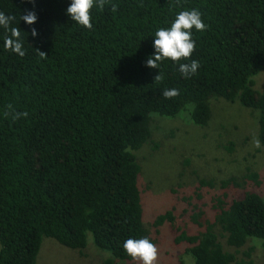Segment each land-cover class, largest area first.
Segmentation results:
<instances>
[{
	"label": "trees",
	"instance_id": "1",
	"mask_svg": "<svg viewBox=\"0 0 264 264\" xmlns=\"http://www.w3.org/2000/svg\"><path fill=\"white\" fill-rule=\"evenodd\" d=\"M71 2L0 0V11L16 17L12 26L21 29L26 52L20 57L5 49L10 33L0 27V264H35L44 236L81 250L87 232L110 253L107 264L133 261L124 241L149 234L134 150L151 140L152 112L173 117L188 109L193 123L205 125L211 98L237 99L258 110L264 146V84L253 87L264 71V0H107L103 10L93 7L92 29L67 14ZM112 5H118L115 13ZM191 9L208 25L202 32L193 28L191 58L165 59L160 70L147 67L155 32ZM28 10L37 15L31 25L21 19ZM191 60L200 68L184 78L179 64ZM159 71L164 78L155 82ZM165 88L179 95L165 99ZM9 104L27 118L6 117ZM244 176L259 181L250 169ZM217 182L232 184L231 193L214 199L211 220L193 211L201 228L179 232L175 241L188 245L192 264H249L236 254L250 257V238L264 245V199L252 189L237 193L234 176ZM166 219L173 220L171 209L156 214L153 225Z\"/></svg>",
	"mask_w": 264,
	"mask_h": 264
},
{
	"label": "rangeland",
	"instance_id": "2",
	"mask_svg": "<svg viewBox=\"0 0 264 264\" xmlns=\"http://www.w3.org/2000/svg\"><path fill=\"white\" fill-rule=\"evenodd\" d=\"M254 79L253 87L260 90L264 71L260 70ZM210 107L211 116L205 125L193 123L188 109L180 110L173 117L152 112L151 140L134 150L140 164L142 221L149 230L147 237L159 249L158 264H192L193 258L185 250L188 245L185 241L176 242L175 236L201 228L191 219L193 211L201 209L200 219H212L214 199L218 195L223 197L224 190L228 193L232 190V184L225 188L219 186L217 181L221 178L234 176L239 182L235 187L237 193L252 189L264 199V146L256 148L252 143L254 136L258 138V110L242 105L237 99L227 101L221 97L211 98ZM154 142L157 147H153ZM248 169L258 173V182L244 176ZM198 177L213 178L217 183L199 186ZM167 209L172 210L173 220L153 225L156 214ZM250 239L254 242L250 257L238 252L236 258L250 259L249 264H264L262 241ZM221 241L224 244V238ZM225 248L233 250L230 246ZM109 255L94 245L90 232L81 250L44 236L35 264H107ZM112 264L138 262L115 260Z\"/></svg>",
	"mask_w": 264,
	"mask_h": 264
},
{
	"label": "clouds",
	"instance_id": "3",
	"mask_svg": "<svg viewBox=\"0 0 264 264\" xmlns=\"http://www.w3.org/2000/svg\"><path fill=\"white\" fill-rule=\"evenodd\" d=\"M35 3V0H31ZM107 0H72L70 6L67 8V14L77 24L86 27L88 29L93 28L92 24V9L94 6H99L101 10L105 7ZM118 5H112L111 11L115 13ZM16 17L14 15H6L3 11H0V27L6 29L10 34L4 39L5 49L12 51L20 57L25 56L26 52L23 46V40L21 39V29L19 27H13L12 24ZM21 19L27 24L31 25L37 21V15L35 11L28 10ZM208 27L202 19V13L198 9L183 10L180 11L174 22H172L170 28H159L155 32L154 39V55L150 56L146 61V66L159 69L161 63L165 59H170L175 62L181 60H189L192 53L196 49V42L192 36V30L202 32ZM32 35H38L35 28L32 29ZM37 52L41 58H47V54L37 49ZM200 68V63L197 60H191L190 63H180L179 71L184 78H190L195 75ZM163 73H159L154 77L155 82L163 80ZM179 95V90L172 88L163 89L162 96L165 99H171ZM7 111L4 113L6 117H11L13 121L19 120L22 117L27 118L28 113L17 111L13 105H7ZM256 148L261 147L259 138L255 137L252 141ZM125 252L132 258L133 261L138 264H158L159 249L148 238L143 237L139 239L129 238L123 243Z\"/></svg>",
	"mask_w": 264,
	"mask_h": 264
}]
</instances>
